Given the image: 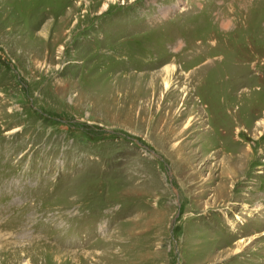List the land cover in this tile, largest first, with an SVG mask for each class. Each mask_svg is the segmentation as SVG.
Wrapping results in <instances>:
<instances>
[{
    "label": "rangeland",
    "instance_id": "1",
    "mask_svg": "<svg viewBox=\"0 0 264 264\" xmlns=\"http://www.w3.org/2000/svg\"><path fill=\"white\" fill-rule=\"evenodd\" d=\"M0 264H264V0H0Z\"/></svg>",
    "mask_w": 264,
    "mask_h": 264
},
{
    "label": "bare ground",
    "instance_id": "2",
    "mask_svg": "<svg viewBox=\"0 0 264 264\" xmlns=\"http://www.w3.org/2000/svg\"><path fill=\"white\" fill-rule=\"evenodd\" d=\"M12 0H8V2H11ZM222 20H220V22H221ZM229 24V21L227 22V23H225V20L224 21H222V25H224V26H226V25H228ZM213 37V36H212ZM215 40V39H214ZM213 40V41H214ZM175 54V53H174ZM170 57V56H169ZM183 68V67H182ZM163 75V74H162ZM161 76V75H160ZM188 76V75H187ZM183 77H184V75H183ZM163 81H164V85H165V87L166 88H169L170 87V78L168 77V75H166L164 78H163Z\"/></svg>",
    "mask_w": 264,
    "mask_h": 264
}]
</instances>
